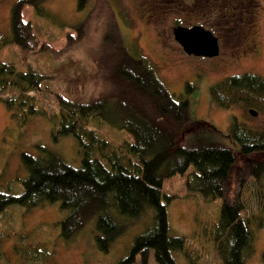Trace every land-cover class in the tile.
<instances>
[{
  "label": "trees",
  "instance_id": "1",
  "mask_svg": "<svg viewBox=\"0 0 264 264\" xmlns=\"http://www.w3.org/2000/svg\"><path fill=\"white\" fill-rule=\"evenodd\" d=\"M39 3L20 0L12 9L10 40L21 48V62L28 66L23 71L13 63L0 65V103L23 124L33 117L47 118L56 140L74 137L82 166L74 168L42 148L38 156L24 153L22 163L28 171L24 191L0 192V212L13 205L30 210L58 203L69 211L60 223L64 240L74 242L85 229L94 228L97 245L106 253L132 222L145 215L151 229L135 239L129 256L118 264H134L139 255L146 264L151 252L158 264H177L175 253L184 249L185 239L171 234L163 202L165 180L185 175L194 166L188 188L206 199L225 198L240 168L253 181L250 194L257 213L251 214L247 196L251 191L242 180L241 191L224 203L216 245L223 264H245L254 251L255 230L264 228V127L254 129L233 118L226 138L237 147L224 146L213 134H218L216 129L193 119L188 97L172 94L154 65L132 51L117 23L118 31L109 24L101 45L87 50L83 69L89 95L59 93L53 85L58 76L40 73L26 62L27 56L62 59L82 43L86 35L81 28L86 24L88 29L90 17L81 21L80 34H69L66 48L58 50L41 40L23 18L25 5L38 9ZM85 3L78 0L79 10ZM69 81L78 84L83 79ZM210 92L226 109L241 103L264 109V80L254 74L228 77ZM102 125L126 131L132 139L114 145L100 132ZM201 127H208V132H200Z\"/></svg>",
  "mask_w": 264,
  "mask_h": 264
},
{
  "label": "rangeland",
  "instance_id": "2",
  "mask_svg": "<svg viewBox=\"0 0 264 264\" xmlns=\"http://www.w3.org/2000/svg\"><path fill=\"white\" fill-rule=\"evenodd\" d=\"M19 1L0 0V65L13 63L26 71L28 65L21 62V48L10 40L11 13ZM39 2L38 9L25 5L23 18L31 22L41 40L58 50L66 48L69 34H80L81 21L90 17L88 29L86 24L81 28L86 35L82 43L62 59L38 53L27 56L26 62L40 73L58 76L59 81L53 85L59 93L70 97L77 95L74 92L89 95L91 88L84 85L87 77L83 69L87 50L101 45L109 32L107 26L114 24L117 31L119 26L132 51L154 65L172 94L188 97L193 119L216 129L218 134H213L221 138L224 146L234 150L237 147L226 138L233 118L254 129L264 127L263 108L241 103L226 109L210 92L211 87L234 75L254 74L264 80V0H86L82 11L78 0ZM195 25L219 38L218 57L189 56L176 40L175 28ZM253 45H257L256 52L251 51ZM81 78L83 81L78 84L69 81ZM187 86L191 87L190 92ZM50 107L57 110L53 105ZM251 109L258 116H252ZM201 128L204 130L200 132H208V127ZM100 132L114 145L132 139L128 132L112 126L102 125ZM41 148L74 168L82 166L83 155L74 137L56 140L47 118L33 117L23 124L13 120L5 104L0 103V192L23 193L28 171L22 155L38 156ZM194 171L191 166L185 175L166 179L163 186L171 234L185 239L184 249L175 253V260L177 264H223L216 245L222 208L226 200L241 191L240 183L246 179V191H251L247 194L252 202L250 211L257 213V202L250 194L253 181L237 168L226 197L206 199L187 186ZM68 212L58 203L30 210L13 205L0 212V264H118L129 256L135 239L151 229L150 220L142 216L129 224L128 231L106 253L97 245L94 228L85 229L74 242L64 240L60 223ZM263 256L264 228H257L254 251L245 264H264ZM134 264H145L142 255ZM146 264H158L153 252Z\"/></svg>",
  "mask_w": 264,
  "mask_h": 264
},
{
  "label": "water",
  "instance_id": "3",
  "mask_svg": "<svg viewBox=\"0 0 264 264\" xmlns=\"http://www.w3.org/2000/svg\"><path fill=\"white\" fill-rule=\"evenodd\" d=\"M176 40L189 56L215 58L220 55L219 39L210 30L196 25L191 28L179 26L174 29ZM253 116L258 112L250 110Z\"/></svg>",
  "mask_w": 264,
  "mask_h": 264
},
{
  "label": "flooded vegetation",
  "instance_id": "4",
  "mask_svg": "<svg viewBox=\"0 0 264 264\" xmlns=\"http://www.w3.org/2000/svg\"><path fill=\"white\" fill-rule=\"evenodd\" d=\"M256 50H257V45H253V47L251 48V51L256 52Z\"/></svg>",
  "mask_w": 264,
  "mask_h": 264
}]
</instances>
